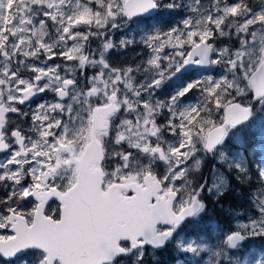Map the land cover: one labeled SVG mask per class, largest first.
Returning a JSON list of instances; mask_svg holds the SVG:
<instances>
[{
  "label": "snow or ice",
  "instance_id": "obj_1",
  "mask_svg": "<svg viewBox=\"0 0 264 264\" xmlns=\"http://www.w3.org/2000/svg\"><path fill=\"white\" fill-rule=\"evenodd\" d=\"M253 172V214L206 223ZM257 239L264 0H0L3 264H264Z\"/></svg>",
  "mask_w": 264,
  "mask_h": 264
},
{
  "label": "trees",
  "instance_id": "obj_2",
  "mask_svg": "<svg viewBox=\"0 0 264 264\" xmlns=\"http://www.w3.org/2000/svg\"><path fill=\"white\" fill-rule=\"evenodd\" d=\"M231 178V187L230 190L227 191L223 197L219 199V202H216L214 198H210L207 200L208 202V215L205 217V220L216 221L220 223L224 227L229 226L232 223V219L228 216L227 210L232 209H242L247 210L250 208V197L252 193L260 188V184L257 181V177L255 172H253L251 181H247L245 183H240L237 178L230 174ZM162 257L158 261H154L151 257H146L148 264H169L173 262V252L171 249H166L162 251H158ZM168 254L165 256L164 254ZM172 254V256L170 255Z\"/></svg>",
  "mask_w": 264,
  "mask_h": 264
},
{
  "label": "rangeland",
  "instance_id": "obj_3",
  "mask_svg": "<svg viewBox=\"0 0 264 264\" xmlns=\"http://www.w3.org/2000/svg\"><path fill=\"white\" fill-rule=\"evenodd\" d=\"M165 19H168L170 20L171 22L173 23H176V22H179L181 19H182V16L177 14L175 16H166L164 17ZM121 37V33H116V36H115V39H119ZM93 46H95V43L93 44ZM136 51H139L143 54V56H147L149 53H148V50L144 48V46L142 45H138L137 48H136ZM136 51H133V50H128L126 53L124 54H119V53H115L112 55V62H114L115 64H120V63H124L128 60H130L132 57H135L137 60L141 59L140 56H136ZM56 63H59V61H55ZM51 63V62H49ZM191 95V94H190ZM43 99H48V100H51L52 99V96L50 93H46L44 98ZM41 99V100H43ZM252 160L255 161L257 159V157L255 156V154H253L251 156ZM210 168H211V163H206L204 168L202 169V173L207 170L209 171V175H210ZM228 183H229V190H230V187H231V178H230V174L228 175ZM228 190V191H229ZM258 190L254 191L250 197V203H251V206L250 208H248L247 210H242V209H232V210H227V214L228 216L233 220L232 223H235V217L240 215V214H243V213H246L248 212L249 214H253L251 212H249L250 209H252L254 207V205L256 203H258V200L256 199V197L258 196ZM212 199L213 197H208V199ZM34 201L31 202V207L34 206ZM258 211V210H257ZM214 219H211L210 221L212 222H216V221H213ZM209 220H205V222L207 223ZM246 222V221H245ZM189 230H190V226H189ZM250 244H252L253 246H261V245H264V241H261L259 239L257 240H254V241H250L249 242ZM259 249H257L258 251ZM173 254V253H172ZM172 254L170 253V255L172 256ZM165 256H168V254H164ZM245 257H247V252H245ZM162 257V255H160L159 253H156V258L153 259L154 261H158L160 258ZM205 261L208 260V256H205L204 257ZM0 264H3V261L2 259H0ZM169 264H173V262H170Z\"/></svg>",
  "mask_w": 264,
  "mask_h": 264
},
{
  "label": "flooded vegetation",
  "instance_id": "obj_4",
  "mask_svg": "<svg viewBox=\"0 0 264 264\" xmlns=\"http://www.w3.org/2000/svg\"><path fill=\"white\" fill-rule=\"evenodd\" d=\"M142 55H143V54H142ZM58 61H59V60H58ZM59 63H60V61H59ZM44 96H45V94H44L42 97H40V99H43ZM250 158H251V157H250ZM251 159H252V158H251ZM202 176H209V171L205 170V171L202 173ZM29 200L32 201V198H29ZM49 204H50V206H51L52 208L55 209V208L58 206V201L53 200V201L49 202ZM28 207H31V203L28 204Z\"/></svg>",
  "mask_w": 264,
  "mask_h": 264
},
{
  "label": "water",
  "instance_id": "obj_5",
  "mask_svg": "<svg viewBox=\"0 0 264 264\" xmlns=\"http://www.w3.org/2000/svg\"><path fill=\"white\" fill-rule=\"evenodd\" d=\"M51 202V201H50Z\"/></svg>",
  "mask_w": 264,
  "mask_h": 264
}]
</instances>
